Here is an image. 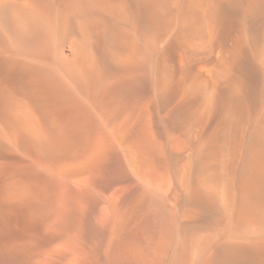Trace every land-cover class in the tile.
I'll return each mask as SVG.
<instances>
[{"label": "bare ground", "instance_id": "obj_1", "mask_svg": "<svg viewBox=\"0 0 264 264\" xmlns=\"http://www.w3.org/2000/svg\"><path fill=\"white\" fill-rule=\"evenodd\" d=\"M12 213L40 263L264 264V0H0Z\"/></svg>", "mask_w": 264, "mask_h": 264}, {"label": "rangeland", "instance_id": "obj_2", "mask_svg": "<svg viewBox=\"0 0 264 264\" xmlns=\"http://www.w3.org/2000/svg\"><path fill=\"white\" fill-rule=\"evenodd\" d=\"M82 191V192H81ZM80 195H82V198H83V195H85L86 194V191L85 190H80ZM76 195H77V198H76V203L78 202L79 204H77L78 206H77V212H79L80 210L82 211V209H83V206H84V209H85V205H86V203H87V200L85 199L86 198V195H85V198H83V200H86V202H84V204L85 205H83V203H82V199H81V197H80V195H79V190L77 191V193H76ZM78 197H80V200L78 201ZM83 205V206H82ZM82 206V209L80 208ZM86 208H87V205H86ZM87 211V210H86ZM76 212V213H77ZM83 213V212H82ZM84 213H86V212H84ZM12 214H13V216H12ZM12 214H5V215H0V221H2L1 222V224H0V226H1V230H0V249H1V252H2V254H1V252H0V264H38V263H40L41 261H39L38 262V260H36V259H34V257H33V255H32V253H34V252H37V251H39L40 249H41V245L39 244L40 242H38L36 239H34V240H32V241H30L31 239H33V235H34V232H35V224L33 223V222H29V221H25L26 219L25 218H23V215H21L20 213H17V216L15 215L16 213H12ZM62 214H63V216H62ZM68 214V213H67ZM71 214H73V213H71ZM70 214V216H72L71 218H69V217H67V215H66V212L64 213V212H61V213H59V218H61V217H64V215H66L65 216V220H64V222L66 221L68 224H69V222L71 223L70 225H68V224H65V225H68V227L69 226H71V227H69V228H74L75 226H76V228L79 226H81V221L82 220H79L80 218L78 217L79 216V214H80V216H81V213H78V215H71ZM7 215V217H4V216H6ZM18 215H20V217H22V218H16V217H18ZM83 215V214H82ZM85 215V214H84ZM68 216H69V214H68ZM77 216V218H78V220H79V222H77L76 220H74L75 219V217ZM2 217H3V219H2ZM66 217H67V219L68 220H66ZM84 217V220H85V217H86V215L85 216H83ZM83 217H82V219H83ZM72 218H73V220H72ZM76 218V219H77ZM2 219V220H1ZM9 219V221H6V220H8ZM62 219H60L61 221H62ZM11 220V221H10ZM21 220V221H20ZM24 220V221H23ZM83 220V221H84ZM4 221H6V225L5 226H2V224L4 223ZM9 222V223H8ZM27 222V224H24V223H26ZM75 224H74V223ZM33 223V224H32ZM19 224V225H18ZM29 224V225H28ZM72 224H74L73 226H72ZM80 224V225H79ZM83 224H85V221H84V223ZM26 225H28V226H26ZM78 225V226H77ZM25 226H26V228H25ZM31 226V227H30ZM32 226H34L33 228H32ZM86 225H84V226H82V228L80 229V231H82V232H79L78 233V236H77V239H76V242L75 243H78L79 242V246L76 244L75 245V247L76 246H78V247H76V253H78L76 256H79V257H77V259L79 260V261H82L83 259L85 260V256H86V252L87 251H85V250H87L86 248H88L87 247V243H88V232H86L87 231V228L85 227ZM4 227V228H3ZM5 227H6V229H5ZM18 227V228H17ZM24 227V228H23ZM28 227V228H27ZM86 229H85V228ZM23 229V230H22ZM24 229H26V230H24ZM32 231H31V230ZM34 229V230H33ZM84 231H83V230ZM24 231V232H23ZM26 231V232H25ZM4 232V233H3ZM18 233V234H17ZM28 233V234H27ZM81 233V234H80ZM26 234V235H25ZM50 234H48L47 235V238L48 237H51L52 239H55V237L53 238V235L51 236H49ZM84 235V236H83ZM83 236V237H82ZM25 237H27V238H29V239H27V238H25ZM57 237V236H56ZM82 237V238H81ZM51 238H48L49 240L51 239ZM59 238V240L58 241H56L55 240V242H57V247L56 248H59V246H60V244H61V246H60V249L62 250V253H61V251L59 252V253H61V255L60 254H58V256L60 255V258L58 257V259H57V256L55 257V258H52V259H49V260H47V263L46 262H43V263H40V264H68V263H71V264H75V261L74 260H76V258H75V255L74 254H72V252L69 250V247L67 248V247H62V245H64L65 243L63 242V239L61 238V237H57L56 239H58ZM60 238L62 239V241L60 240ZM21 239H23V241L21 240ZM25 239L27 240V241H25ZM52 239H51V242H52ZM79 239H81V240H79ZM29 241H30V243H29ZM36 241V243H34ZM16 242V243H15ZM38 242V243H37ZM60 242H62V243H60ZM82 242V243H81ZM4 243V244H3ZM8 243H10V244H8ZM12 243H14V244H12ZM27 243V244H26ZM17 244V245H16ZM21 246H19V245ZM32 245V247L31 246H29V245ZM38 244V245H37ZM51 244H53L54 246L56 245L55 243H54V241H53V243H51ZM5 246V247H3V246ZM12 245H14V246H12ZM12 246V247H11ZM19 246V247H18ZM38 246H40V247H38ZM66 246V245H65ZM34 247H38V248H35L34 249ZM79 247H80V249H79ZM3 248V249H2ZM7 248V249H6ZM10 248V249H9ZM32 248V249H31ZM68 249L69 251H70V253L72 254L71 256H70V253H68V250H65V249ZM5 249V250H4ZM11 249H13V250H11ZM18 249V250H17ZM78 249L79 250H81V251H79L78 252ZM3 250V251H2ZM7 250H9V251H7ZM17 250V251H16ZM35 250V251H34ZM24 251H26V253L24 252ZM29 253H28V252ZM63 251H67V255H69V256H66V255H64V254H66V252L64 253ZM75 251H73V252H75ZM7 252V253H6ZM11 252V253H10ZM23 252V253H22ZM81 252V253H80ZM83 252V253H82ZM6 253V254H5ZM21 253V254H20ZM29 254V256H28V254ZM63 255H64V257H63ZM66 257H67V260H66ZM4 258V259H3ZM62 258V259H61ZM68 258H70V259H68ZM75 258V259H74ZM2 259V260H1ZM66 260V263H65V260ZM74 259V260H73ZM18 260V261H17ZM21 260V261H20ZM83 260V261H84ZM53 263H52V262ZM55 261V262H54ZM63 261H64V263H63ZM71 261V262H70ZM49 262V263H48Z\"/></svg>", "mask_w": 264, "mask_h": 264}]
</instances>
